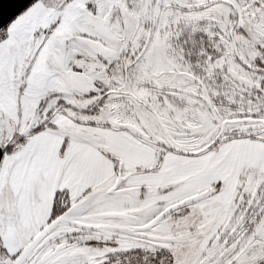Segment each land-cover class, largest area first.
Returning a JSON list of instances; mask_svg holds the SVG:
<instances>
[{
  "label": "snow or ice",
  "instance_id": "obj_1",
  "mask_svg": "<svg viewBox=\"0 0 264 264\" xmlns=\"http://www.w3.org/2000/svg\"><path fill=\"white\" fill-rule=\"evenodd\" d=\"M0 264H264V0H0Z\"/></svg>",
  "mask_w": 264,
  "mask_h": 264
}]
</instances>
